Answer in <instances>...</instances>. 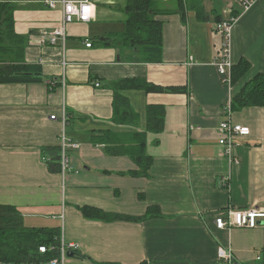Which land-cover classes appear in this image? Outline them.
<instances>
[{
  "label": "crops",
  "instance_id": "1",
  "mask_svg": "<svg viewBox=\"0 0 264 264\" xmlns=\"http://www.w3.org/2000/svg\"><path fill=\"white\" fill-rule=\"evenodd\" d=\"M11 2L14 30L26 38L24 61L40 67L43 81L0 84V204L15 206L28 227L59 228L65 243L78 247L64 264H223L218 250L228 248L234 264H256L264 223L227 230L214 220L229 206H264V107L232 112L250 129L234 150L238 164L219 154L216 127L223 106L264 74V0L244 11L233 0H154L164 13L154 16L162 28L152 56L115 40L125 29L128 0L97 1L92 21L66 26L63 45L38 42L41 30L59 25L60 7ZM230 14L237 15L232 62L245 59L250 68L228 87L214 65L221 41L214 27ZM130 79L181 91L116 90V82ZM115 94L133 118L114 120ZM148 105L164 109L159 133L146 130ZM62 130L78 144L67 151L73 169L65 175L50 172L42 155L59 144ZM103 133L112 136L109 143L91 142ZM141 140L151 165L146 175H132L138 166L123 149ZM83 205L132 217L157 205L161 215L94 220L82 215Z\"/></svg>",
  "mask_w": 264,
  "mask_h": 264
},
{
  "label": "trees",
  "instance_id": "2",
  "mask_svg": "<svg viewBox=\"0 0 264 264\" xmlns=\"http://www.w3.org/2000/svg\"><path fill=\"white\" fill-rule=\"evenodd\" d=\"M154 0H128L125 29L115 33V40L124 46L141 47L150 56L155 55L161 42V21L155 19L158 13L164 10L153 6ZM14 5L11 0H0V84L2 83H38L42 82L40 67L25 63L24 48L26 38L14 30ZM200 19H207L204 13L198 12ZM222 19V18H221ZM220 19V20H221ZM219 20V21H220ZM250 64L240 59L232 68V83L239 81L249 70ZM116 90L121 88L144 89L147 92H178L181 89L174 87H159L146 83L140 79L120 80L115 83ZM114 120L123 122L127 113L133 116L126 100L115 94ZM231 110L239 111L245 107H264V74H256L232 97ZM135 118V117H134ZM164 124V109L162 106L148 105L146 109V130L159 133ZM93 136V135H92ZM112 136L108 133L94 135L93 144L109 143ZM125 154L138 166L132 175H146L150 168L152 158L145 153V142H137L135 147L123 149ZM60 145L42 148L43 159L50 172L60 170ZM118 152V151H117ZM113 151V153H117ZM55 154L47 157L46 154ZM78 209L87 219L114 221H141L161 215L157 205L148 206L141 216L132 217L120 213H111L99 208L83 205ZM60 229L44 227H28L24 224L22 213L13 205L0 204V263L2 264H43L59 255ZM39 246L53 247L41 253ZM75 251V250H71ZM80 256L77 253L74 255ZM259 260L256 264H264V247L259 251ZM108 264V263H106Z\"/></svg>",
  "mask_w": 264,
  "mask_h": 264
},
{
  "label": "built area",
  "instance_id": "3",
  "mask_svg": "<svg viewBox=\"0 0 264 264\" xmlns=\"http://www.w3.org/2000/svg\"><path fill=\"white\" fill-rule=\"evenodd\" d=\"M97 1L99 0H41V3L49 9L60 7L61 19L59 25L52 31L41 30L38 34V42L40 44L49 43L52 45L56 44L58 41L64 43L66 38V26L73 22L89 23L92 21L95 16V3ZM233 1L244 11L250 8L257 0ZM236 19L237 15L230 14L226 16V18L217 22L214 27L215 31L221 37L214 65L216 66L221 82L228 87L232 84V68L234 65L231 58V30ZM85 46L91 47V43L87 41L85 42ZM52 85L53 81L51 80L50 86ZM98 85L99 84L96 83V86ZM230 101L223 106V119L216 127L218 132V143L221 146L219 154L227 157V159L233 164H238L239 160L234 155V150L240 145L241 138L249 135L250 129L248 126L233 121V111L231 110ZM50 118L54 119L55 115H51ZM60 118L62 123L65 124L67 120L65 114ZM58 145H60L59 173L65 175L73 169L67 151L69 148L78 147V144L74 143L67 136L65 130H62ZM222 184L223 186L229 187L228 176L223 178ZM214 223L218 229L230 230L232 228H255L264 223V206L253 205L247 208L226 207L215 216ZM59 241L58 257L43 264H64L68 253L71 250H76L78 248L74 243H65L63 233H61ZM51 249H53V247H38V250L41 253ZM218 256L223 264H234V257L230 248L225 250L219 249Z\"/></svg>",
  "mask_w": 264,
  "mask_h": 264
},
{
  "label": "bare ground",
  "instance_id": "4",
  "mask_svg": "<svg viewBox=\"0 0 264 264\" xmlns=\"http://www.w3.org/2000/svg\"><path fill=\"white\" fill-rule=\"evenodd\" d=\"M66 39V38H65ZM58 42H60V41H58ZM64 42H65V40H64ZM64 43H62V42H60V45H63ZM54 45V44H53ZM257 258L259 259V256H257ZM0 264H2V263H0Z\"/></svg>",
  "mask_w": 264,
  "mask_h": 264
},
{
  "label": "water",
  "instance_id": "5",
  "mask_svg": "<svg viewBox=\"0 0 264 264\" xmlns=\"http://www.w3.org/2000/svg\"><path fill=\"white\" fill-rule=\"evenodd\" d=\"M68 255H69V257H72V255H71V254H69V253H68Z\"/></svg>",
  "mask_w": 264,
  "mask_h": 264
},
{
  "label": "rangeland",
  "instance_id": "6",
  "mask_svg": "<svg viewBox=\"0 0 264 264\" xmlns=\"http://www.w3.org/2000/svg\"><path fill=\"white\" fill-rule=\"evenodd\" d=\"M235 3V2H234ZM236 4V3H235ZM222 20V19H221Z\"/></svg>",
  "mask_w": 264,
  "mask_h": 264
}]
</instances>
